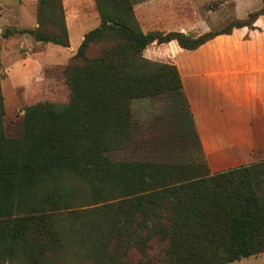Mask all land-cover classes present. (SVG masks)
<instances>
[{
	"label": "trees",
	"instance_id": "trees-1",
	"mask_svg": "<svg viewBox=\"0 0 264 264\" xmlns=\"http://www.w3.org/2000/svg\"><path fill=\"white\" fill-rule=\"evenodd\" d=\"M260 1V9L224 31L192 38L142 32L132 0H94L99 25L70 59L81 64L60 67L68 103L25 107L19 138H7L0 127V264H230L264 253V161L210 174L177 67L144 56L172 41L196 50L234 29H253L264 17ZM36 19V29L19 33L69 46L62 0H38ZM92 42L105 48L89 60L84 51ZM166 95L178 127L189 136L192 131L200 158H111L130 142L133 105ZM192 167L206 175L185 172ZM66 172L93 203L70 204L75 188L59 180ZM220 223L228 231L225 254L209 251ZM155 246L166 248L164 254L153 253Z\"/></svg>",
	"mask_w": 264,
	"mask_h": 264
},
{
	"label": "crops",
	"instance_id": "crops-1",
	"mask_svg": "<svg viewBox=\"0 0 264 264\" xmlns=\"http://www.w3.org/2000/svg\"><path fill=\"white\" fill-rule=\"evenodd\" d=\"M179 1L132 0L141 31H175L161 27L175 24L171 18L176 17L174 9ZM37 2L0 0L4 81L8 67L19 59L18 67L28 63L38 72L28 83L20 82V88L28 86L29 90L44 68L65 66L84 35L100 21L94 0H62L69 46L38 42L29 34L19 33L38 27ZM253 26L216 36L196 50H184L172 41L151 52L161 58L145 55L177 67L210 174L264 161V17H258ZM7 30L11 33L4 35ZM1 90L4 96L2 83Z\"/></svg>",
	"mask_w": 264,
	"mask_h": 264
},
{
	"label": "rangeland",
	"instance_id": "rangeland-1",
	"mask_svg": "<svg viewBox=\"0 0 264 264\" xmlns=\"http://www.w3.org/2000/svg\"><path fill=\"white\" fill-rule=\"evenodd\" d=\"M260 7V0H181L175 4L176 17L171 18L175 24L161 27L162 29H175V31L161 30L160 33L182 32L192 38H197L210 31H224L230 24H234L236 18H243L247 13L256 11ZM51 29L48 22L46 30L52 31ZM104 46V43L100 42L90 43L84 51L85 58L92 60L99 57L105 48ZM154 47L152 46L151 49L147 50L144 56L161 58L151 55V50L155 51ZM19 61V59H15L14 63L8 67L5 81L6 75L0 66V85L3 84V92L5 93L3 96L1 90L4 114L0 117V127L6 137L10 139L19 138L23 133V110L25 107L43 102L62 107L69 101V90L61 73L62 68H44L39 73L38 80L35 79V84L29 90L28 86L20 88V82L28 83L32 77H36L38 72L28 63L18 67ZM80 64L79 59H72L69 64L63 67ZM175 112L173 98H170L169 95L135 103L132 108L133 129L131 130L130 142L125 150L111 153L110 157L115 160L181 161L187 163L200 158V155H197V144L193 143L192 140V131L190 136L182 132L181 128L178 127L179 120L177 116L175 118ZM134 125L136 126L134 127ZM257 163L259 162L252 164ZM202 171L201 167H192L186 169L185 172L202 174ZM203 174L206 175V173ZM61 178H63L61 185L70 183L75 188L70 204L78 206L93 203V200L87 197L83 184L74 179L70 172L61 175L59 180ZM237 183L238 181L234 180L233 184ZM224 227L225 225L220 223L216 238L213 241L215 247L209 251L218 254H225L228 251V231H225ZM201 243L203 242L201 241ZM165 249L155 246L152 250L155 254H164ZM230 264H264V253Z\"/></svg>",
	"mask_w": 264,
	"mask_h": 264
}]
</instances>
